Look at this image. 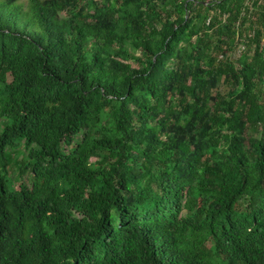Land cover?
<instances>
[{
    "label": "trees",
    "instance_id": "16d2710c",
    "mask_svg": "<svg viewBox=\"0 0 264 264\" xmlns=\"http://www.w3.org/2000/svg\"><path fill=\"white\" fill-rule=\"evenodd\" d=\"M0 264H264V0H0Z\"/></svg>",
    "mask_w": 264,
    "mask_h": 264
},
{
    "label": "rangeland",
    "instance_id": "374dc122",
    "mask_svg": "<svg viewBox=\"0 0 264 264\" xmlns=\"http://www.w3.org/2000/svg\"><path fill=\"white\" fill-rule=\"evenodd\" d=\"M22 3L27 4L28 0H21Z\"/></svg>",
    "mask_w": 264,
    "mask_h": 264
}]
</instances>
